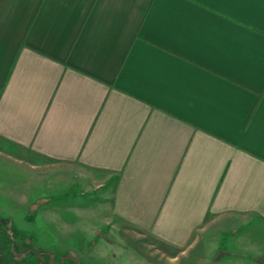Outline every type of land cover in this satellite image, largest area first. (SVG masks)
Here are the masks:
<instances>
[{"label": "crops", "instance_id": "obj_1", "mask_svg": "<svg viewBox=\"0 0 264 264\" xmlns=\"http://www.w3.org/2000/svg\"><path fill=\"white\" fill-rule=\"evenodd\" d=\"M0 143L107 188L94 204L174 264L215 224L221 260L253 254L264 0H0Z\"/></svg>", "mask_w": 264, "mask_h": 264}, {"label": "rangeland", "instance_id": "obj_2", "mask_svg": "<svg viewBox=\"0 0 264 264\" xmlns=\"http://www.w3.org/2000/svg\"><path fill=\"white\" fill-rule=\"evenodd\" d=\"M2 149L0 143V261H26L32 256L43 264L176 262L162 255L148 235L112 221L106 208H100L102 203L94 204L101 202V195L108 196L107 188L96 189L91 178L81 180L75 172L56 174L41 166V160L32 171L28 164L14 161L8 155L10 149ZM221 231L222 225L215 224L201 234L197 245L179 256L176 264H239L241 260L242 264H264L261 235L253 242V254L240 246V252L229 253L231 260H221L228 253L224 238L218 235ZM210 256H215V262H209Z\"/></svg>", "mask_w": 264, "mask_h": 264}]
</instances>
